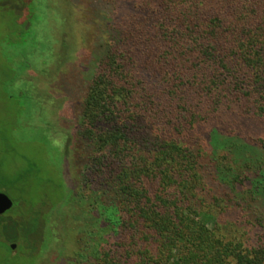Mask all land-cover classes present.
<instances>
[{"label": "trees", "instance_id": "16d2710c", "mask_svg": "<svg viewBox=\"0 0 264 264\" xmlns=\"http://www.w3.org/2000/svg\"><path fill=\"white\" fill-rule=\"evenodd\" d=\"M115 27L80 131L113 226L93 264H264V0H132Z\"/></svg>", "mask_w": 264, "mask_h": 264}, {"label": "rangeland", "instance_id": "374dc122", "mask_svg": "<svg viewBox=\"0 0 264 264\" xmlns=\"http://www.w3.org/2000/svg\"><path fill=\"white\" fill-rule=\"evenodd\" d=\"M131 1L0 0V264H93L113 232L80 131Z\"/></svg>", "mask_w": 264, "mask_h": 264}, {"label": "water", "instance_id": "95a60500", "mask_svg": "<svg viewBox=\"0 0 264 264\" xmlns=\"http://www.w3.org/2000/svg\"><path fill=\"white\" fill-rule=\"evenodd\" d=\"M14 207L13 200L5 193L0 192V215L10 211ZM11 250H16L17 245H10Z\"/></svg>", "mask_w": 264, "mask_h": 264}]
</instances>
